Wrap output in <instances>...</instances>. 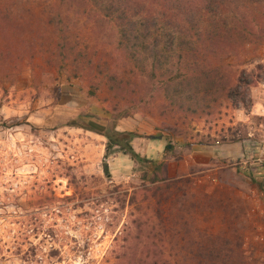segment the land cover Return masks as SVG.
Wrapping results in <instances>:
<instances>
[{
  "label": "rangeland",
  "instance_id": "374dc122",
  "mask_svg": "<svg viewBox=\"0 0 264 264\" xmlns=\"http://www.w3.org/2000/svg\"><path fill=\"white\" fill-rule=\"evenodd\" d=\"M205 1L155 81L92 0H0V264H264V0Z\"/></svg>",
  "mask_w": 264,
  "mask_h": 264
},
{
  "label": "trees",
  "instance_id": "16d2710c",
  "mask_svg": "<svg viewBox=\"0 0 264 264\" xmlns=\"http://www.w3.org/2000/svg\"><path fill=\"white\" fill-rule=\"evenodd\" d=\"M150 6L158 9L157 13L149 10L138 9L137 3L132 0H92L93 5L104 13V17L112 24L119 37V43L125 48L133 51L137 56H144L152 66V80H157L156 68L161 66L166 59H172L176 55L177 65L181 67L183 62L190 58L192 54L197 60L199 58L200 49L196 47L195 37L201 35V28L197 22L201 9L206 1L204 0H145ZM147 2V3H148ZM148 3V4H149ZM202 5V6H201ZM149 9V8H148ZM147 12V13H146ZM191 32H195L192 36ZM204 34V33H202ZM198 60L195 63L194 70L198 72ZM169 64V63H168ZM196 68V69H195ZM179 76V77H178ZM177 78L186 79V75L181 72L173 76L161 77L158 85L163 87L170 85ZM242 80H238L241 84ZM242 87L236 86L234 90L229 89L226 92V98L236 108H250L251 101L244 91L240 92ZM95 90V89H94ZM91 96H95L94 91H90ZM181 97L183 93H176ZM125 117L128 113H125ZM78 118L69 122L66 127L82 129L87 132L95 133L107 140L106 150L119 148L124 156L130 158L131 161H141L142 158L135 151L133 141L140 139L137 134L131 132H120L117 130V124L112 125L111 130L97 131L98 124L92 119ZM87 124V125H86ZM165 153H171L170 147H165ZM165 166L163 168L165 169ZM106 173L107 169L105 170ZM159 178V177H158ZM155 175L151 179V184H155L164 180H159ZM153 264H158L153 263ZM164 264V263H162Z\"/></svg>",
  "mask_w": 264,
  "mask_h": 264
}]
</instances>
